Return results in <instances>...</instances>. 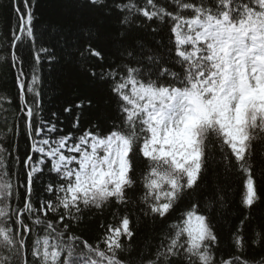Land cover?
Returning a JSON list of instances; mask_svg holds the SVG:
<instances>
[{
    "label": "snow or ice",
    "instance_id": "snow-or-ice-1",
    "mask_svg": "<svg viewBox=\"0 0 264 264\" xmlns=\"http://www.w3.org/2000/svg\"><path fill=\"white\" fill-rule=\"evenodd\" d=\"M83 6L97 9L106 3L83 0ZM170 7L171 11L157 0H144L143 5L113 0L122 25L131 26L137 17L143 18L141 24L169 19L172 24L169 44L157 42L164 52L138 42L135 49H123L115 67L99 72L85 67L87 79L106 83L108 93L82 98L64 111L75 110L72 128L79 131L86 114L103 115L114 105L116 115L110 124L97 117L79 135L54 136L56 124L37 125L36 110L27 103L26 93H34L38 77L33 73L26 82L23 67L18 68L31 154L18 161L28 169L21 206L20 185L12 182L17 174L11 170V154L6 156L8 150L0 145V264H133L126 258L134 236L131 218L127 211L120 215L119 208L135 203L128 193L137 185L133 175L137 154L146 163L138 198L145 217L167 218L176 210L198 186L210 163L206 149L215 143L221 145L226 169L245 176L244 207L250 209L259 201L252 158L255 143L264 140V0H172ZM12 10L17 17L11 40L15 49L24 39H34V13L30 0H23V9L20 0H12ZM91 39L90 34L81 55L103 60ZM11 61L16 67L14 51ZM19 63L23 65L22 60ZM45 128L47 137L41 135ZM49 163L58 181L49 183L46 191L55 193V199L37 208L31 200L34 178ZM219 199L223 205L224 197ZM113 203L119 224H101L104 233L95 243L73 230L86 212L103 211ZM245 220L233 233L237 252L245 251L247 243L264 242V228L254 230L250 242L245 240ZM36 228H42L43 235L37 232L32 239L29 262L26 237ZM219 243L209 216L198 201L193 202L168 225L155 253L142 264H248L240 256L225 258L221 253L218 258Z\"/></svg>",
    "mask_w": 264,
    "mask_h": 264
},
{
    "label": "trees",
    "instance_id": "trees-1",
    "mask_svg": "<svg viewBox=\"0 0 264 264\" xmlns=\"http://www.w3.org/2000/svg\"><path fill=\"white\" fill-rule=\"evenodd\" d=\"M136 2L143 5L144 0H136ZM105 3L104 8L89 9L83 6V0H30L34 13V39H24L17 48L13 49L11 40L12 32L16 31L17 17L12 10V0H0V57H3L0 59V97L4 98L0 99V145L8 150L6 156L11 154V170L17 174L13 176L12 182L14 186L20 185L18 191L21 206L27 194L28 171L21 162L26 154H31V140L27 133V117L22 111L24 105L21 103L20 89L16 81L19 75L18 68L23 67L25 76L22 79L26 82L31 81L33 73L38 77L34 93L39 95L26 93L28 105L37 113L35 123L37 125L55 123L58 131L54 136L68 132L79 135L89 126V120L99 117L102 122L110 124L111 117L116 115L113 105L105 109L103 115L95 111L86 114L87 119L82 121L79 131L72 128L75 110L66 113L64 111L66 107L82 98L108 93L106 83H93L87 79L85 67L97 72L101 71V68L107 70L109 66L115 67L122 60L123 49H135L138 42H143L146 48L160 52H164V49L160 47L158 41L164 45L169 44L172 24L170 19L167 22L144 20L141 24L143 18L137 17L131 26L122 25V14L112 9L113 0H105ZM157 3L168 7L169 11L172 10L170 7L172 0H157ZM20 7L23 9V0H20ZM153 28L156 29L155 32L152 31ZM90 34L92 36L90 42L102 53L103 60L89 57L87 54L81 55L80 50L87 47ZM41 49H48L49 52H42ZM13 51L18 57L16 67L12 66L11 61ZM37 54L41 57L38 61L35 58ZM21 60L23 65L19 63ZM53 113L56 115L53 116ZM41 135L44 137L49 135L47 128ZM220 148L219 143L208 146L206 151L210 163L206 166L202 179L193 191L177 203L176 210L167 218L144 216L142 211L144 206L139 204L138 198L143 191L139 177L146 163L138 154L133 156L136 164L133 175L137 179V185L128 194L135 203L119 208L120 215L127 211L131 218L134 236L130 242L131 251L126 254V258L132 260L133 264H142V261L152 257L168 225L175 221L181 211L197 201L209 216L219 236V248L216 250L218 258L222 253L225 258L240 256L243 260H247L248 264H260L261 260H264V242L255 246L247 243L243 252H237L233 242V233L245 217H248L243 224L246 241H251L254 230L264 228V175H262L264 140L255 143L252 167L260 199L250 209H246L242 203L245 176L241 172L226 169L225 164L221 162ZM33 155L37 160L40 159V154ZM49 168L50 163L34 178L31 200L37 208L44 201L55 199V193L46 191L49 183L55 185L58 181L56 174L50 172ZM220 197H224L223 205ZM15 203L14 200L13 204ZM116 212L117 207L114 203L106 206L103 211L92 209L85 213L83 222L73 230L95 243L104 233L101 224L106 226L119 224L120 216L116 215ZM26 223L31 224V221L26 219ZM37 232L43 235V229L36 228L30 237H26L29 243V262L32 260V239ZM128 243L125 240V244Z\"/></svg>",
    "mask_w": 264,
    "mask_h": 264
}]
</instances>
